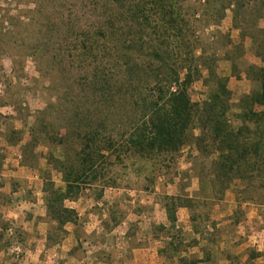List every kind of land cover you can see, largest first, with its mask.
I'll return each mask as SVG.
<instances>
[{
  "label": "trees",
  "instance_id": "1",
  "mask_svg": "<svg viewBox=\"0 0 264 264\" xmlns=\"http://www.w3.org/2000/svg\"><path fill=\"white\" fill-rule=\"evenodd\" d=\"M44 1L55 5L38 3L30 22L11 33L15 46H26L23 57L34 58L41 78L56 87L55 99L34 115L30 138L21 148L22 165L36 167L42 156L64 183L56 187L45 170L47 244L64 238L67 222L78 223L65 199L87 189L100 199L105 186L119 187L121 168L136 176L144 173L147 186L160 177L174 181L178 157L188 147L199 193L163 197L170 225L153 226L171 237L159 250L170 261L174 255L178 264L208 261L209 248L220 241L226 247L230 239L224 236L244 220L242 203L264 208V27L258 24L264 19V0ZM228 9L239 30L237 44L217 27ZM30 28L35 31L27 37ZM246 37L261 65L238 66ZM223 59L233 74L243 71L250 81L235 103L229 77L218 69ZM196 81L206 88L200 100L191 97ZM19 95L0 97V106L13 105L21 114ZM39 145L45 153L34 152ZM235 181L239 204L220 227L210 213ZM1 188L2 183L0 201L5 198ZM197 206L202 213L194 212ZM179 207L192 210L189 237L173 228ZM104 208L106 234L124 213L119 201L105 202ZM0 225L6 222L0 219ZM195 234L206 239L203 257L179 254L197 245Z\"/></svg>",
  "mask_w": 264,
  "mask_h": 264
},
{
  "label": "rangeland",
  "instance_id": "2",
  "mask_svg": "<svg viewBox=\"0 0 264 264\" xmlns=\"http://www.w3.org/2000/svg\"><path fill=\"white\" fill-rule=\"evenodd\" d=\"M41 2L46 4V6L47 4L55 5L54 2L50 3L44 0H0V97L7 98L6 95H18L19 92V96L23 102L22 107L24 108L22 113L18 114L13 105L7 104L0 106V183H2L1 190L5 196L0 201V219L6 222L5 227L0 225V249H7L8 254L11 256L27 253L26 250L30 245L28 244L29 242L27 243L28 233L22 230L20 226L34 225V222H30L27 218V209L22 208L20 217H14V213L17 211L12 210V202H14L15 206L18 199H21L18 205L23 203L24 200H30L33 197V193L30 191L34 186L38 188V182H40L39 178H34V175L41 173V178H43L45 170L49 171L50 180L56 187L64 186L61 174L52 167L47 166L42 156L38 158V165L36 167H27L20 162L22 159L21 148L30 138V125L34 119V115L49 100H54L56 94V87L41 78L34 58L31 56L23 57L26 46H15L12 43L13 34L15 32L18 33L21 27L30 22L37 4ZM258 24L260 27H264V19H261ZM217 27L228 33L234 44L239 43V30L232 23V10H227L225 18ZM34 28H30L29 32L25 33V35L31 37L34 34ZM249 45L250 40L246 37L243 41V57L238 62L240 68L262 64L261 60L252 53ZM218 69L221 73L229 77L228 87L232 94L231 101L235 103L241 94L249 90L250 81L243 71L238 75L233 74L230 70L228 60H220ZM205 91L206 88L202 82L196 81L191 88V97L194 100H200L205 96ZM29 94L35 96L34 102L36 104L32 100H28L27 96ZM230 119L233 124H237L238 121L235 117L230 116ZM46 150L43 145H39L35 147L34 152L39 154V152L45 153ZM191 152L194 154V151ZM16 154H20V157L16 158ZM189 154L190 150L188 147H185L181 151L177 160L178 168L173 175L174 181L170 182L166 177H160L154 180L151 187L147 186L148 181L145 180L144 173L136 176L132 172L127 173L125 168H121L118 170L120 176V179H118L119 187L105 186L100 199H98L96 191H88V189L84 190L76 199H65L63 202L64 206L76 210L78 223L73 224L67 222L64 226H80L77 233L79 237L75 233L76 241L70 248V254L69 252L66 254L63 252L54 256V252H51L50 264H95L91 260V257L95 256L105 260L98 264H108L107 261L112 262L114 259L120 261L118 264H122L123 259L116 256L128 255L132 245L135 246L136 244L133 237L130 239L118 238V234H121L119 230H117L118 233L113 231L111 234H103L101 231L99 233L87 232L81 226H103L102 218L107 217L108 213V210L104 208V203H114L116 201H119V210L124 213V217L115 226H153L154 224H162V216L165 220L167 218L169 222L167 213L164 211L163 197L171 195L194 197L196 196V192L199 193V181L194 176L192 159ZM145 169L143 168V170ZM237 187H239V183L235 181L225 192V195L228 194L229 200H234L233 203L225 201L227 196H224L222 202H216L222 206L221 209L225 212V215L219 223L221 225L220 227L226 224V220L223 221L224 217L230 216L239 204L235 193ZM10 190H21L23 192L22 197L12 198L8 194ZM234 202H237L236 207L233 206ZM241 206L245 218L239 223L240 225H234L236 226L234 227L235 230L229 231L226 234L227 238L233 240L234 244L246 241L247 237L245 240H242L244 235L236 231L237 226H240L239 229L243 231L245 229L243 226H254V234L249 231V241L247 243L245 242L250 247L245 248L246 245H243L241 251H248V254L264 252L262 250L264 236L261 234L264 226V216L261 215V212L264 213V208L255 205L246 206L244 203ZM202 210V207L197 206L194 212L202 213ZM212 210L210 213L211 219H213ZM37 212L40 214L42 210L39 209ZM190 212L192 213V210L189 211L187 209L185 211V214L188 213L189 219ZM38 213H36L37 216ZM246 214H248L247 219L249 218L248 224L246 222ZM25 221L29 222L26 223ZM197 221L198 226H202V218L197 219ZM45 226L49 227L47 221ZM66 236L67 234L64 235V237ZM88 244H91L93 247L91 254L87 253L88 247L86 245ZM238 250L240 251V249ZM260 257L257 259L256 264H263L264 255Z\"/></svg>",
  "mask_w": 264,
  "mask_h": 264
},
{
  "label": "crops",
  "instance_id": "3",
  "mask_svg": "<svg viewBox=\"0 0 264 264\" xmlns=\"http://www.w3.org/2000/svg\"><path fill=\"white\" fill-rule=\"evenodd\" d=\"M26 170L28 171V169ZM34 178H39L40 182H38L39 184L38 188L34 186V188L30 191L33 193L32 195L33 197L28 201L24 200L23 203H20L19 205L18 203L19 200L21 199H18L15 203V206H14V202H12V206H13L12 210L17 211L16 213H14V217L16 216L20 217V215L22 214L21 209L24 208L27 209L26 210L28 213L27 218L29 219V221L34 222V225L32 226H20L22 230L28 233L27 243L29 242L28 244L30 245L26 250L27 253L11 256L10 254H8L7 249L4 248L0 249V264H50L51 252L56 253V255H58V253H63V252L64 254H66L71 250L70 248L73 246L74 242L76 241L75 229L77 228V226H64L68 232L67 236L64 237L60 242H57L52 245L47 244L48 226H45L46 220L44 218L46 217V207L44 204L45 193L43 189L44 180L43 178H41V173L38 175L35 174ZM22 193L23 192L21 190H10V192H8L9 196H11L12 198L15 197V199L17 197H22ZM227 195L228 194H226L225 197ZM225 201L233 203L234 200L233 199L229 200V196H227L225 198ZM236 203L237 202H234L233 204L234 207H236ZM244 204L246 206H254L249 203H244ZM221 207L222 206L216 203L212 210V215H213L212 218L218 221V223L221 222L222 217L225 215V212L222 211L223 209H221ZM39 209L42 210V213L40 214L37 212V210ZM186 210L187 209L185 207L178 208V210L176 211L177 213L176 222H175L176 226H173V228L175 229L180 228L183 232H185L188 235L187 237H189L192 235L193 232H192V226L190 223L189 215L188 213L185 214ZM164 211H166L165 207H164ZM36 213H38V216L36 215ZM179 213L181 214L178 215ZM247 215L248 214H246V222L248 224L249 218L247 219L248 217ZM161 219H162L161 223L166 225L164 227L166 228L169 227L168 226L169 222L167 218L165 220V218H163L162 216ZM29 221H25V222L27 223ZM154 227L155 226H113L110 229V231L106 233V234H111L113 231L117 232V230H119V233L121 234L120 235L118 234V238L121 237L124 239H130L133 237V239L136 241L135 246L132 245V248H130L128 255L116 256L118 258L123 259L122 264H178L177 255H174L172 257V261H170L165 255L160 253L159 250L171 241V237L169 234H162L160 232H157L156 230H154ZM243 227L245 228L244 231L239 229L240 226H237L236 231L244 235L242 240H245V238L247 237L246 241H241L240 243L232 244L233 240H230V243L226 247L225 244L223 243L224 241H220V243L215 244L212 249L209 248V251L211 252L209 260L203 261L199 264H256L257 259L261 258L260 256L250 258L248 251L247 252L244 250L241 251L243 245H246L245 248L250 247L248 246V244H245V242L247 243L249 241L250 238L249 231H251V233L254 234V230H255L254 226H243ZM82 228L85 229V231L87 232H95V233H99L100 231L103 232L105 230L104 226H82ZM207 228L210 230L211 227L207 226ZM261 231H262L261 234L264 236V229L262 228ZM195 236L198 239L197 245L187 247L186 249L187 251H183L182 253L179 254L184 255L190 253H197L199 258L203 257L202 248L205 247L204 245L206 243V239H202L199 234H195ZM184 242H187V239H185ZM237 249H240V251L239 250L237 251ZM262 250L264 251V244ZM91 260L92 262H95V264L105 261L99 258L98 256L91 257ZM119 262L120 261L116 259H114L112 262L107 261L108 264L109 263L118 264Z\"/></svg>",
  "mask_w": 264,
  "mask_h": 264
},
{
  "label": "built area",
  "instance_id": "4",
  "mask_svg": "<svg viewBox=\"0 0 264 264\" xmlns=\"http://www.w3.org/2000/svg\"><path fill=\"white\" fill-rule=\"evenodd\" d=\"M27 97H28V100H32L33 102L35 101V96L33 94H29ZM34 104H36V102H34ZM16 155H17L16 158L20 157V154H16ZM86 247H88L87 248V253L88 254H91L92 253V250H93L92 245L91 244H88V245H86ZM55 255H56V253H54V256Z\"/></svg>",
  "mask_w": 264,
  "mask_h": 264
}]
</instances>
